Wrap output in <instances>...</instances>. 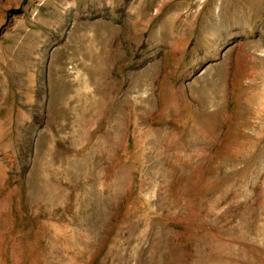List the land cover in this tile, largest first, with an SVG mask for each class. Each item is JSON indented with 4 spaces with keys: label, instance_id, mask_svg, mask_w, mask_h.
<instances>
[{
    "label": "rangeland",
    "instance_id": "rangeland-1",
    "mask_svg": "<svg viewBox=\"0 0 264 264\" xmlns=\"http://www.w3.org/2000/svg\"><path fill=\"white\" fill-rule=\"evenodd\" d=\"M0 264H264V0H0Z\"/></svg>",
    "mask_w": 264,
    "mask_h": 264
}]
</instances>
